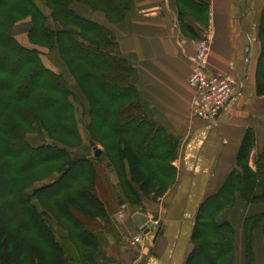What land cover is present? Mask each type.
Returning a JSON list of instances; mask_svg holds the SVG:
<instances>
[{
  "label": "trees",
  "instance_id": "trees-1",
  "mask_svg": "<svg viewBox=\"0 0 264 264\" xmlns=\"http://www.w3.org/2000/svg\"><path fill=\"white\" fill-rule=\"evenodd\" d=\"M76 3L105 13L111 22H120L132 2L0 0V264H67L65 255L74 250L67 237L61 242L56 238L50 225L53 218L60 224L63 220L71 223L81 246L96 252L88 255L90 264L108 263L101 250L103 237L80 222V216L95 222L107 217L106 204L97 195L99 173L108 175L107 168H102L107 156L104 151L98 157L90 152L94 150L91 143L99 146V140L87 122L88 145L81 146V155L74 154L71 143L82 142L76 119L77 90L69 86L62 73L47 67L39 47L59 53L87 101L88 112L110 127L117 157L129 171L130 183L139 184L145 195L149 194L148 179L140 167L142 156L134 152V137L150 123L131 83L134 68L110 29L80 15L74 9ZM26 18H30L32 48L16 37L17 23ZM261 21L260 33L264 35V11ZM263 56L262 49L260 96H264ZM35 133L43 135L44 141H30L28 136ZM252 146L253 137L248 133L238 156L245 173L235 170L220 192L202 203L192 234L196 247L185 264H234V228L213 218L215 237H224L221 233L229 231L231 243L225 237L212 240L210 220H204L203 214L227 194L233 196L235 181L246 202L264 204V151L252 170L246 163ZM49 172L45 180L51 181L35 186L37 178ZM116 188L119 199L127 195ZM263 220V214L246 219L250 255L252 233Z\"/></svg>",
  "mask_w": 264,
  "mask_h": 264
},
{
  "label": "crops",
  "instance_id": "crops-1",
  "mask_svg": "<svg viewBox=\"0 0 264 264\" xmlns=\"http://www.w3.org/2000/svg\"><path fill=\"white\" fill-rule=\"evenodd\" d=\"M131 2V10L120 22H111L105 13L79 3L74 9L107 26L116 36L121 53L134 68L131 83L145 117L159 131L178 136L182 146L174 162L178 169L176 193L165 208L162 233L144 235L138 229L142 242H122L120 249L127 264H138L146 248L144 264H185L200 207L210 193L220 192L238 168V156L248 133L253 137L249 162L253 170L257 156L264 151V96L257 92L261 54L258 27L264 0ZM211 21L215 37L209 67L237 86L236 94L215 123L193 116L195 92L189 84L196 41ZM21 24L23 34L17 32ZM18 25L17 39L26 47H34L28 38L30 21ZM47 67L53 69L52 65ZM108 176L111 179L109 172ZM118 202L122 205L119 197ZM262 214L264 204H250L237 194L232 208L220 215L218 222H229L236 232L234 264H264V220L252 233L251 255L245 231L246 219ZM149 219L157 228L156 221ZM130 223L135 226L133 216ZM136 245L141 252L136 251Z\"/></svg>",
  "mask_w": 264,
  "mask_h": 264
},
{
  "label": "rangeland",
  "instance_id": "rangeland-1",
  "mask_svg": "<svg viewBox=\"0 0 264 264\" xmlns=\"http://www.w3.org/2000/svg\"><path fill=\"white\" fill-rule=\"evenodd\" d=\"M263 11L264 8L262 10V14ZM124 18L125 16L123 17V19ZM28 20L30 21V18H26L19 23ZM261 22L262 21L260 20L258 27V40L261 45L262 53V49L264 50V35L260 33ZM19 23H17V25ZM18 26H20V28L17 29V32L23 34V25L21 24ZM212 29L214 31L215 37L214 27ZM197 42L198 40L196 41V44ZM41 53L42 59L46 63V65H52L53 70L62 73L67 79L69 86L75 91H78L77 84L73 76L69 73L67 67L61 61V59L58 58L59 53H57L56 51H49L47 48L42 49ZM51 59H54V63ZM260 59L261 54L257 69V92L262 77V75L260 77ZM262 64L264 66V56L262 58ZM77 91L75 92L76 119L78 121L79 130L82 135V142L73 140L71 144L74 150V154L81 155L83 152L82 147L88 145V137L85 133V122H87L88 124H92V130H94V133L99 140L98 147L102 150V152L104 151L107 156V159L103 161L102 168L106 167L109 175H111L110 179L109 176H105L103 174L104 172L102 171L99 173L97 180V195L99 196L100 200H102V202L106 204L108 210L106 219H100L95 222L86 219L83 216H80V222L81 225L97 231V233L103 237L101 250L108 262L107 264H127L126 257L123 254L124 251L120 249L119 243L124 242L131 245V242L134 240V238L138 236V228L135 226L132 227L133 224L130 223L132 222V216L134 214L143 213L145 215H148L151 219L155 220L158 225L157 228H155V230L152 232H155L157 234L162 233L164 226L163 220L165 208L168 206L172 195L176 193L173 191L175 190L178 183V169L176 168L174 162L179 158L182 141L178 136H170L169 133H166L162 130L159 131L157 126L154 125V123L146 117V121L150 122L149 125L148 123L145 124L143 128L138 131V134L134 137V152L141 154L142 157H140V167H142L145 176L148 179L147 187L149 190V194L145 195L139 184L130 183L128 175L129 171L127 172L126 168L124 170V168L120 165L114 147L116 139L114 138L113 133L110 131V127L107 123L100 122L96 117H93L91 113L88 112L89 109L86 99L83 95H81L79 91ZM28 138L32 142L36 141V143H41L44 141L45 137H43V135H41L40 133H35L28 136ZM152 139L154 140L153 142L151 141ZM90 152H92V155L93 152L95 153L94 150ZM247 162H250V156L249 159L246 160V163ZM236 173H245L242 165L239 164L238 168L236 169ZM49 174L50 172L46 173L42 177H38V182L37 184H35V186H41L50 182L51 179L45 180L46 176ZM111 181L114 183V185H112ZM235 183V189L239 190V183L237 181H235ZM116 186H119L127 194L125 197L120 199V202H123L122 205H120L118 202L119 194ZM211 194L212 193H210L207 198L214 195ZM237 194L241 195L240 192L235 191L233 196L227 194L224 199L220 200L217 204L208 206L207 211H204V220H210V235L214 237L217 236L212 223L214 222V220H216L217 222L221 221L219 219L220 215L226 208H232L235 202V196ZM56 219L53 218L50 221V225L55 232L56 238L61 242L62 237H67L68 243H70V249L74 250V253H66L65 255V261L67 262V264H85V262H87V264H90V261L87 259V257L89 254H96V252L93 250L89 251L81 246L76 237V230L73 228L71 223L69 224L68 222L63 220L64 222L62 221V224H60L57 223L58 221H56ZM221 234H224L223 236L226 238L224 240H227L228 243H231V236L229 235V231H225ZM224 237H215L212 240L217 239L218 241H220ZM136 247V251L141 252L137 245ZM195 247L196 244L192 241L189 254L195 249Z\"/></svg>",
  "mask_w": 264,
  "mask_h": 264
},
{
  "label": "built area",
  "instance_id": "built-area-1",
  "mask_svg": "<svg viewBox=\"0 0 264 264\" xmlns=\"http://www.w3.org/2000/svg\"><path fill=\"white\" fill-rule=\"evenodd\" d=\"M213 23L207 27L196 44V54L192 58L194 70L189 84L194 89L192 101L193 116L206 122L215 123L227 108L237 92V86L227 77L214 72L209 67V59L214 42ZM142 235L136 236L133 244H140Z\"/></svg>",
  "mask_w": 264,
  "mask_h": 264
},
{
  "label": "water",
  "instance_id": "water-1",
  "mask_svg": "<svg viewBox=\"0 0 264 264\" xmlns=\"http://www.w3.org/2000/svg\"><path fill=\"white\" fill-rule=\"evenodd\" d=\"M94 151L95 156L102 155V150L94 143H91ZM123 204V202H121ZM133 221L135 223V226L142 232V234L147 235L155 230L156 224L152 222L149 217L143 213H136L133 215ZM148 252V248L145 249L144 256L141 258L140 262L138 264H144L146 261V254Z\"/></svg>",
  "mask_w": 264,
  "mask_h": 264
}]
</instances>
